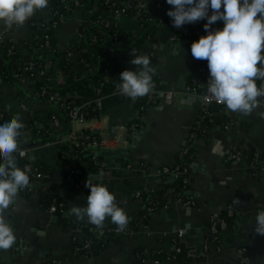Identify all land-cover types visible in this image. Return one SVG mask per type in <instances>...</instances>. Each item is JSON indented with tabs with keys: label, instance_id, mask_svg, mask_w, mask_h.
<instances>
[{
	"label": "crops",
	"instance_id": "0c3cea01",
	"mask_svg": "<svg viewBox=\"0 0 264 264\" xmlns=\"http://www.w3.org/2000/svg\"><path fill=\"white\" fill-rule=\"evenodd\" d=\"M66 1L70 9L52 29V38L55 50L60 53L72 51V59L77 60L81 53L78 44L83 41L79 33L85 25L100 11L104 16L110 14L104 7L107 2L125 0ZM136 1L147 6L141 12L117 17L116 46L109 48L106 39V43H99L94 48L99 51L94 54L95 58L105 66L104 73L97 78L93 77L102 66L98 60L83 66L75 61L63 69L59 68L51 52L39 51L34 45L41 27L53 20L49 0L45 9H39L38 24L25 22L9 26L0 21V42L14 45L19 52L18 58L8 62L9 77L0 74V117L5 119L15 115L23 121L25 127L20 130L18 148L27 154L21 157L17 152V163L26 170L33 183V190L28 195L17 196L15 203L2 213L13 226L16 239L24 240L25 252H14L15 240L11 248L0 250V264L56 261H63L62 264H156L155 261H159L158 264H264V236L255 233L253 224L258 210H264V167L256 165L248 151L235 161L229 160L228 155L233 146H249L264 153V118L260 115L264 106L250 115L227 109L220 112L222 108L213 113L217 119L207 121L205 110L215 105L203 101L201 93L205 81L198 70L200 60L193 58L190 50L193 41L207 34L204 29L206 19L203 23L185 24L180 28L172 22L158 24L154 34H147L140 49L127 54L144 35L145 25L151 24L161 11L157 7L158 0ZM217 27H223V22L212 25L213 29ZM167 34L175 40H164ZM144 54L150 56V63L156 69L153 78L160 88L158 102L148 107L138 129L131 131L136 134L144 129V133L132 143L114 140L116 136L129 133L127 126L136 121V106L123 95H108L104 99L100 109L101 123L93 131L104 129L101 132L107 139L106 149L128 147V153L116 159L117 165L106 160L109 169H100L83 147L56 143L71 130L69 116L41 94L45 90L51 92L53 85L66 87L70 77L77 81L89 78L91 89L98 87L110 94L114 89L113 82H120L122 71L139 70L140 66L130 63L132 57ZM39 58L45 60L43 64H47V70L21 78V62ZM262 82L257 80L258 85ZM193 86H197L194 93L180 90ZM76 90H71V95ZM167 95H172L170 103L165 101ZM35 122L42 128H33ZM226 122H229V128H225ZM217 142L221 145L222 155L213 154L212 148ZM186 147H191L187 189L194 201L189 206L177 200L179 181L161 174L162 167L181 161V153ZM66 163L76 166L78 180L94 177L93 184H105L115 194L118 206L128 215L125 229L130 230L127 234L95 236L87 218L80 220L68 214L73 205L86 206L90 190L77 189L67 181ZM41 165L49 166L54 175L53 182L36 179L35 170ZM51 191L64 201L63 209L52 212L44 206L46 194ZM139 192L143 193L141 197ZM150 203L156 206L152 213L148 211ZM231 204L235 208L234 215L227 229L214 239L210 219L224 214ZM105 223L116 227L110 218ZM37 229L43 230L45 235H38ZM88 240L91 241L89 246L76 253V247L84 246ZM178 246L184 251H196L199 257L189 259L183 254L178 255ZM245 257L247 263L243 261Z\"/></svg>",
	"mask_w": 264,
	"mask_h": 264
},
{
	"label": "clouds",
	"instance_id": "9594fccd",
	"mask_svg": "<svg viewBox=\"0 0 264 264\" xmlns=\"http://www.w3.org/2000/svg\"><path fill=\"white\" fill-rule=\"evenodd\" d=\"M172 7L167 15L176 28L185 24L205 20L206 35L191 44V55L206 60L209 79L207 92L226 106L227 110L250 115L253 110L264 106V0H166ZM48 0H0V21L5 24L23 25L37 9H45ZM222 21L223 27L212 28ZM132 65L139 70L126 69L119 74L116 85L123 96L136 100L148 95L154 88L153 74L156 69L150 56L134 55ZM264 118V112L260 113ZM25 127L19 116L0 119V250L12 247L16 240L11 223L3 212L15 203L21 189L30 184L26 170L18 166L16 153L24 156L18 148L21 129ZM213 154L222 155L217 142ZM94 178V177H93ZM89 178L85 187L90 189L86 206L73 205L69 215L77 219L87 218L89 224L103 228L105 220L121 231L128 224V215L118 206L116 196L105 184H93ZM239 203V200H237ZM254 231L264 236V210H258L254 218ZM38 235H45L37 229Z\"/></svg>",
	"mask_w": 264,
	"mask_h": 264
},
{
	"label": "built area",
	"instance_id": "2783aa9c",
	"mask_svg": "<svg viewBox=\"0 0 264 264\" xmlns=\"http://www.w3.org/2000/svg\"><path fill=\"white\" fill-rule=\"evenodd\" d=\"M166 0H159L157 7H163V3ZM108 8H110V14L107 15H103V16H99V19L96 20L97 25H101L103 27V29H105L108 32H111L112 35L114 37L118 36V26H117V17L126 14L132 7V4L129 3V0L127 1H118V2H107ZM147 5L145 4H141L139 3L138 5H135V8L138 10V12H141L142 9L146 8ZM61 9H57V10H52L53 13V20L51 23H49L48 25H44L43 27H41V33H39L36 38V45H40V48L38 49L39 51L45 52V51H49V52H53L55 51V48L53 47V38H52V29H54L55 27H57L58 23L60 22V20L63 18L64 13L63 10H69L70 6L69 3L66 0H62V3L60 5ZM37 15L36 13H33V15L31 17L28 18V20H26V23L30 24V25H35L38 24L37 22ZM112 18V19H111ZM98 31H100L98 33ZM97 32H90L88 35V39L91 41L90 43L92 45H94L95 42L99 43H106V41H104L105 39L102 38L100 35H102L104 32H102L101 30H98ZM84 32H80L79 33V38L82 40L84 39ZM100 34V35H99ZM98 35L100 37H98ZM170 40H175V37L172 36L170 38ZM38 48V47H37ZM12 52H10L9 54H11ZM67 55L69 57L73 56V52L69 51L67 53ZM47 70V64H43V63H38V60H31V59H27L25 61L21 62V67H20V72H19V76L21 78H25L26 76H32L34 73L39 72V73H44ZM198 70L199 73L201 74V76L204 78L205 81V88L203 90V92L201 93V96L203 97V101L207 104V105H211V104H220L222 105L224 109H222L220 112H223L226 109V106L220 102H217L210 93L207 92L206 89V85L209 79V70L207 67V61L206 60H200L199 64H198ZM1 74V72H0ZM107 79V77L105 78ZM154 83V88L151 90V92L147 95L148 96V103H150V105L152 104H156L158 102V96L160 94V88L158 86V84L153 81ZM264 83V82H262ZM118 84V82H113L114 85V89L110 94H105L102 89H99L98 87H95L94 91H95V95L93 100H87L85 99L84 101H80L78 102L77 99L81 98L78 93H74V97H76L72 102L75 103L77 101V104H73L70 107V110L68 112V116H69V120H70V124H71V130L68 132V134L64 135L61 137V139L59 141H56V143H63L65 142L66 144H73L76 148H84V146L87 145H92V146H100L102 148L106 147L107 144V139L106 136L104 135L103 132H101V130H96L98 131L97 134L94 133L93 131L97 128L96 126L98 125V123H101L100 117H93V116H89L90 112H89V105L92 104V102L94 103L95 107L98 108L99 110L102 108L103 103H104V99L109 95V96H117V95H121L116 87V85ZM261 84V83H260ZM259 84V85H260ZM258 85V86H259ZM194 88V92L197 89V86H193ZM43 97L47 98L50 102H52L53 104L56 105H61L60 103V97L58 96V94L55 93H51L50 91H44L41 94ZM108 96V97H109ZM125 98H128L126 96H124ZM171 98L172 95H167L165 101L166 103H170L171 102ZM262 101H264V97H260L258 98ZM130 101L134 103V105H136L137 103V99L136 100H132L130 98ZM65 108H68V106H64ZM208 108V107H207ZM136 121L132 124V126L128 127L127 129H129V131H135L138 129V127L140 126V121H141V117L144 114H141L140 111H136ZM207 116H213V113H211L208 109L205 110V114L204 117ZM0 119H3L2 117H0ZM56 123H58V121H56ZM34 126H32L35 129H41L42 127L39 126L38 122H35L33 124ZM225 128H229L230 124L229 122L225 123ZM95 131V132H96ZM121 137L122 135H120V137L116 136L114 138V140H116L117 142L119 141V143L121 142ZM190 148L191 147H186L184 151H182V156H187L190 152ZM24 152V157L26 156V151L22 150ZM245 151H248L250 153H252V161L258 165L259 167H264V153L261 152L258 149L255 148H251L249 146H233L232 149L229 151V160L231 161H235V160H239L241 159L244 154L246 153ZM93 158V162L94 164L100 168V169H109V165L104 162L101 161L98 156L96 154L92 155ZM64 173L66 176V179L68 182L72 183L77 189H83V190H90L89 188L85 187L86 181H80L78 180L77 176H78V169L76 168L75 165L71 164V163H66L64 165ZM189 173H190V163L188 162V157L185 158L184 162L181 163H175L174 165H170V166H164L161 169V174L166 176H172L174 177L176 180L182 181L183 187L181 188L180 192H179V196H178V202L185 205V206H189L194 204V201L191 199V197L188 195V183L190 182V178H189ZM36 179H43L44 175L42 173L36 172L35 174ZM92 183V182H91ZM28 187L29 191L33 190V183H30L28 186H26L25 188ZM24 189V188H23ZM22 190V189H21ZM20 193V192H19ZM142 192L138 193V196L141 197L142 196ZM19 195V194H18ZM65 207L64 203L62 201H57L54 200L53 204L51 205V207L49 208L50 211L55 212L57 210L63 209ZM156 208L154 203H150L149 207H148V211L150 213H152L154 211V209ZM234 211L235 208L233 206V204L229 205L227 211L222 214L221 216H213L210 219V228H211V233L213 235L214 239H217L218 236L223 233L229 224V220L233 217L234 215ZM91 232L94 233V235H100L102 237H107V236H111V235H116V236H121L124 234H127L129 232L130 229H124L123 231L119 230L117 227H112L111 225H109L108 223H104L103 228H97L95 225L91 226ZM179 237L182 236V231H180L179 233ZM92 240V239H90ZM88 240V242L82 246V247H76V253L81 252L82 250L84 251L89 244L91 243V241ZM178 245V244H177ZM14 252H18V253H24L26 246H25V242L22 238H17L16 239V245L13 247ZM177 254L178 255H185V257L189 258V259H194L199 257V253H197L196 251H192V250H182V248L180 246L177 247L176 249ZM243 261H245L246 263L248 262V258L245 257L243 259ZM48 264H52L51 262H47ZM156 264L159 263V261H155ZM54 264H61L58 261L54 262Z\"/></svg>",
	"mask_w": 264,
	"mask_h": 264
},
{
	"label": "trees",
	"instance_id": "16d2710c",
	"mask_svg": "<svg viewBox=\"0 0 264 264\" xmlns=\"http://www.w3.org/2000/svg\"><path fill=\"white\" fill-rule=\"evenodd\" d=\"M125 1H127V0H125ZM158 1H157V4H158ZM49 3H50V6H51L52 10H57V9L62 10L61 7H60V5L62 3V0H49ZM129 3L132 4V7L127 12V14H135V13H137L138 10L135 8V5L139 4L138 1L129 0ZM108 6L109 5L105 4L104 7L107 8V10H110V8H108ZM171 7H172L171 5H168L167 2L164 1L163 7H160V9H161L160 14L154 19V21L151 24L147 23L145 25V28H144L145 32L143 33L144 35L142 37H140V39L137 40L134 43L133 47L127 52V54L132 53L135 49H140L143 46V44L146 42L147 34H151V35L154 34L155 30H156L155 28L158 26V24H161L163 22H165V23L172 22V18H170L167 15V12H168V10ZM144 9H142V10H144ZM64 12H65V10H63V13ZM34 13L39 14V9H37ZM103 14H104L103 11H100L99 13L95 14L93 16V18H92V21L88 22L85 25L84 29L82 30V32H84L83 33L84 34V39L82 41V44H78V49H79V51H81V53L79 54V57L77 58V60L72 59V57H69L67 55V53L69 51L60 53V51L55 50V51L51 52L50 55H52L53 57H55L57 59L59 68L66 69L67 67L71 66L75 61L79 62V64L83 66L85 63H90L91 61L94 62V61L98 60V58H95V55H94V54L97 55L98 52H99L96 49L94 51V48L97 47L96 45L98 43L95 42L94 45H92L90 43L91 41L88 39V35H89L90 32H97L98 30L102 29V32L105 31V33H103L102 35H100V34L99 35L102 38H104L105 40L107 39L109 48H114L116 46L118 38L114 37L111 32L106 31L105 29H103V27L101 25H97V23H96V20L99 19V16H103ZM159 17H161L160 21H159V19H160ZM203 22H204V20L197 21L195 23L199 24V23H203ZM99 32L100 31H98V33ZM99 35H98V37H100ZM169 38H171L170 34H167V35L164 36V40H168ZM52 44H53V47H54L55 43L53 42ZM34 45H36V41H34ZM36 46L38 48H40L39 44L36 45ZM10 52H12V53L9 54ZM18 53L19 52L15 49L14 45H9V44L0 42V55L2 56L1 60H0V72H1V74H3V75L6 74V76L9 77L8 76V74H9L8 62L10 60H12V59L15 60L16 58H18V56H19ZM21 59L24 60L23 58H21ZM31 60H33V59H31ZM37 60H38V63H45V60L42 59V58H39ZM98 61L101 63L102 66H100V68L96 71V76H94L93 78H97V77L102 76V74L104 73V70H105V66L102 64L101 60H98ZM133 70H137V68H135ZM90 81L91 80L89 78H84L82 80H78L77 81V79H74V78L70 77L68 79L69 84L66 87H64V88H60V87H58L56 85H53L52 86L53 89H52L51 93L58 94V96L60 97V103L59 104H61V105H58L59 107L56 104H53V105L57 106V107L55 106L56 109H58V110L60 109L61 112L65 113V114H68V112L70 110V107L73 104H77V101L80 102V101H84L85 99L93 100L94 95H95V91L90 88V86H89ZM153 81H155L157 83V81L154 78H153ZM75 89H77L76 92L78 93V95L81 98L77 99V101L75 103L71 104V102L76 97H74V95H71L70 91L71 90H75ZM113 98L115 99V97H113ZM148 102L149 101H148V96L147 95H145L143 97H138L137 98V103L135 105L136 106L135 108L138 111H140L141 114H144V113H146L148 107L150 106V103H148ZM211 105H215V106H208L207 109L211 113H214L215 111L220 110L223 107L222 105L216 104V103L211 104ZM64 106H68V108H65ZM88 110L90 112L89 116H93V117H97V118L100 117V110L95 107L93 102H92L91 105H89V109ZM205 116H206L205 119L207 121L209 120V121L213 122V120L217 119L216 115L215 116H207V115H205ZM219 118L222 119V116L219 117ZM187 157H188V155L187 156H182L181 159H180L181 161L177 162V163L184 162L185 158H187ZM251 158H252V153H251ZM23 162L26 163L27 161H23ZM36 172L42 173L44 175L43 179L45 181H47V182H49V181L53 182L54 181V175H53L51 169L49 168V166L41 165L35 170V173ZM167 176L168 175H166V177ZM177 184H178L177 188L179 190H181V188L183 187L182 181H179V183L177 182ZM178 189H176V190H178ZM30 192L31 191H29L28 187H27V188H24V189L20 190V193H19L18 196L28 195ZM47 193L48 194H46L45 201H44V204H45L44 206L45 207L50 208L51 205L53 204L54 200H56V199H57V201H59V202L62 201L64 203V201L62 199H60L59 196L56 195V192L53 193V191H51V192H47ZM58 262L62 264L63 261H58ZM45 264H48V263H45ZM52 264H54V263H52Z\"/></svg>",
	"mask_w": 264,
	"mask_h": 264
},
{
	"label": "water",
	"instance_id": "95a60500",
	"mask_svg": "<svg viewBox=\"0 0 264 264\" xmlns=\"http://www.w3.org/2000/svg\"><path fill=\"white\" fill-rule=\"evenodd\" d=\"M37 79H40V75H37ZM194 88H184V89H180L185 93H194ZM128 128V126H127ZM98 131H96L97 133ZM144 133V129H141L140 131L136 132V134L132 133L131 131L129 133H126L125 135H122L121 137V142L123 141H127L132 143L133 141H136L137 139H140V134ZM133 137H132V136ZM85 151L90 152V156L96 154L98 156V158L101 161H106V160H110L111 163H114L117 165L116 163V159L120 158L121 156L125 155L128 153V147L127 148H116V149H106V148H102L100 146H92V145H87L84 146ZM120 164V163H118Z\"/></svg>",
	"mask_w": 264,
	"mask_h": 264
}]
</instances>
